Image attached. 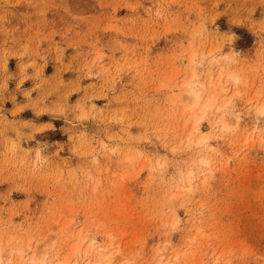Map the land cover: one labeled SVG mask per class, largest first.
Listing matches in <instances>:
<instances>
[{"label": "rangeland", "instance_id": "374dc122", "mask_svg": "<svg viewBox=\"0 0 264 264\" xmlns=\"http://www.w3.org/2000/svg\"><path fill=\"white\" fill-rule=\"evenodd\" d=\"M262 107L264 0H0V264H264Z\"/></svg>", "mask_w": 264, "mask_h": 264}, {"label": "bare ground", "instance_id": "6f19581e", "mask_svg": "<svg viewBox=\"0 0 264 264\" xmlns=\"http://www.w3.org/2000/svg\"><path fill=\"white\" fill-rule=\"evenodd\" d=\"M196 79V78H195ZM194 80V79H193ZM197 81V80H196ZM195 81V82H196ZM187 91L189 92V95L194 99V105L193 107H200V113H199V116L197 117L196 119V127H195V130L196 131H200V122L202 121V119L206 116L207 114V110H210L216 103V101L214 100L213 97H209V98H206L205 101H203V98H202V94L201 92H197L196 90V86L194 85L193 81H190L187 83L186 87ZM203 101V102H202ZM230 104V103H229ZM227 107H228V104L225 105V107H219L217 108L218 111H220L223 116L220 117V120L217 121V124L219 123H224L225 124V121H224V114H226L227 112ZM233 109V108H232ZM259 112L260 113H264V107H262L261 109H259ZM218 113V112H217ZM228 115V114H227ZM231 117V116H230ZM216 123V122H215ZM228 124V123H227ZM112 247V245L110 246ZM95 249V248H94ZM106 250V249H104ZM101 251V250H100ZM117 252V251H116ZM35 255H37V253H35ZM108 255L107 253L105 252H100L98 255H97V259L95 260V264H106V263H109L112 259L110 258L111 256H106ZM46 256V255H45ZM24 257V256H23ZM86 257V256H85ZM96 257V256H95ZM27 258V257H26ZM94 258V257H93ZM30 259V258H29ZM12 261V260H11ZM29 261V260H28ZM113 261V260H112ZM0 262H2V260L0 259ZM10 262V261H9ZM175 262V261H173ZM44 263V258L43 256H34L32 257V259H30V261L28 262V264H43ZM5 264V263H4ZM46 264V263H45ZM49 264V263H48ZM64 264H66V262H64Z\"/></svg>", "mask_w": 264, "mask_h": 264}, {"label": "clouds", "instance_id": "9594fccd", "mask_svg": "<svg viewBox=\"0 0 264 264\" xmlns=\"http://www.w3.org/2000/svg\"><path fill=\"white\" fill-rule=\"evenodd\" d=\"M234 41V40H233ZM233 43V42H232ZM232 50V52L235 54V55H239V52L238 51H236V50H234L233 48L231 49Z\"/></svg>", "mask_w": 264, "mask_h": 264}]
</instances>
